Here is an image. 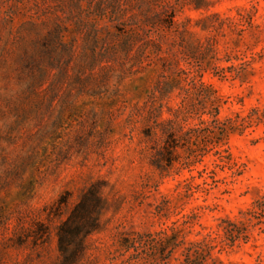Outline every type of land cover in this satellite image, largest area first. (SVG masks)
<instances>
[{"label":"rangeland","instance_id":"obj_1","mask_svg":"<svg viewBox=\"0 0 264 264\" xmlns=\"http://www.w3.org/2000/svg\"><path fill=\"white\" fill-rule=\"evenodd\" d=\"M264 264V0H0V264Z\"/></svg>","mask_w":264,"mask_h":264},{"label":"trees","instance_id":"obj_2","mask_svg":"<svg viewBox=\"0 0 264 264\" xmlns=\"http://www.w3.org/2000/svg\"><path fill=\"white\" fill-rule=\"evenodd\" d=\"M107 201L96 184L90 185L79 195L55 234L60 254L53 264H78L86 251L85 238L101 228V213Z\"/></svg>","mask_w":264,"mask_h":264}]
</instances>
